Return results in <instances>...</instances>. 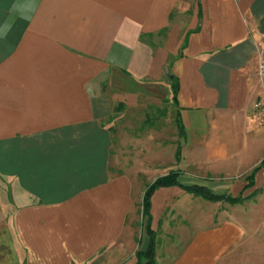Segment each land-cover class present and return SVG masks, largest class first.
Returning a JSON list of instances; mask_svg holds the SVG:
<instances>
[{"label":"crops","instance_id":"0c3cea01","mask_svg":"<svg viewBox=\"0 0 264 264\" xmlns=\"http://www.w3.org/2000/svg\"><path fill=\"white\" fill-rule=\"evenodd\" d=\"M263 47L264 0H0V264H135L146 185L112 166L106 119L163 103L183 136L151 181L177 169L245 199L156 189L154 264H264V170L245 180L264 154Z\"/></svg>","mask_w":264,"mask_h":264},{"label":"rangeland","instance_id":"374dc122","mask_svg":"<svg viewBox=\"0 0 264 264\" xmlns=\"http://www.w3.org/2000/svg\"><path fill=\"white\" fill-rule=\"evenodd\" d=\"M113 108L106 119L112 145V166L120 168L122 173H127L132 182L140 187L147 186V183L162 171L170 170L168 166L162 170L161 157H164L165 164L170 160L172 165L170 168L173 169V151L179 143L173 106L163 103L141 109H123L115 105ZM152 160L155 161L153 166ZM5 202L3 192L0 190V212ZM187 207V212L191 213L190 209L193 206L188 204ZM207 213L209 212L205 211L203 215ZM174 214L172 211L168 226L180 232L178 227L184 225V221H180ZM248 220L247 224L251 228L258 224L259 216L256 214ZM194 221L193 227L197 228L198 225ZM180 234L185 232L182 231Z\"/></svg>","mask_w":264,"mask_h":264},{"label":"trees","instance_id":"16d2710c","mask_svg":"<svg viewBox=\"0 0 264 264\" xmlns=\"http://www.w3.org/2000/svg\"><path fill=\"white\" fill-rule=\"evenodd\" d=\"M169 86H170V91H171V102L172 104H175V98H176V93H177L176 78L171 79ZM174 123L177 129L178 135L180 137L183 136V128H182L177 112L174 115ZM179 148L180 147L178 143L176 145L175 152H174V160L176 163L179 161ZM259 169L264 170V154L260 162L257 164V166H255L251 170L249 175L245 178L247 182L246 184L247 186L251 185L252 178ZM178 176H179V171L177 169L169 171L164 176H159L155 178L151 183L145 186L143 190L141 201H140V215L142 219L144 220V229H145L146 235L148 236V246L144 252L135 253V258H136L135 264H140L141 260H146L145 264H154L153 262L154 233L150 230V227H149V223H150L149 209H150V197L156 189L167 188V187H178L181 190L191 195L199 196L206 201L225 202L231 205L239 204L245 199V198H241L240 196L232 198L227 195H216V194H213L206 187L200 186V185L182 186L177 181Z\"/></svg>","mask_w":264,"mask_h":264},{"label":"built area","instance_id":"2783aa9c","mask_svg":"<svg viewBox=\"0 0 264 264\" xmlns=\"http://www.w3.org/2000/svg\"><path fill=\"white\" fill-rule=\"evenodd\" d=\"M257 73H258V75L264 77V47H263V49L261 51L260 61H259V64H258Z\"/></svg>","mask_w":264,"mask_h":264}]
</instances>
